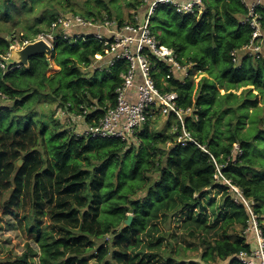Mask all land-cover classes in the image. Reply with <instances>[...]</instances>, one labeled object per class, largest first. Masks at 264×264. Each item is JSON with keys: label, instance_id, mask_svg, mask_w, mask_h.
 I'll list each match as a JSON object with an SVG mask.
<instances>
[{"label": "trees", "instance_id": "trees-1", "mask_svg": "<svg viewBox=\"0 0 264 264\" xmlns=\"http://www.w3.org/2000/svg\"><path fill=\"white\" fill-rule=\"evenodd\" d=\"M248 1L201 0L186 13L172 3L156 5L151 30L182 64L190 65L187 76L170 72L171 63L148 48L143 52L157 86L176 91L179 105L193 107L185 126L254 201L264 232V59L242 52L252 37V26L245 22ZM143 4L128 1L134 9ZM86 6V18H114L106 2L107 16L90 2ZM62 10L47 18L46 28L36 30L54 33L52 60L61 67L58 72L47 74L52 60L43 54L32 56L29 66L13 63L0 69V212L26 238V250L0 264H31L34 255L39 264H82L80 246L87 240L93 244L89 235L108 233L127 245L123 253L101 246L98 255L117 260L106 264H246L239 254L255 244L243 232L249 219L246 205L236 200L229 184L217 180L210 154L193 141L179 140L174 113L160 130L153 127L157 119H149L131 139L75 132L73 120L85 110L91 124L116 104L130 63L121 58L102 69L90 67L107 54L106 46L92 33L74 41L59 29L52 31V22L67 12ZM258 11L264 24V2ZM129 15L137 21L134 13ZM117 21L125 23L120 17ZM12 43L0 28V54L11 51ZM197 73L203 75L196 83ZM59 109L63 114L56 116ZM129 211L133 221L119 228ZM161 219L174 230L155 236ZM186 234L189 243L202 249L201 260L178 259L180 249L175 256L144 251L160 249L164 240L176 251Z\"/></svg>", "mask_w": 264, "mask_h": 264}, {"label": "built area", "instance_id": "built-area-1", "mask_svg": "<svg viewBox=\"0 0 264 264\" xmlns=\"http://www.w3.org/2000/svg\"><path fill=\"white\" fill-rule=\"evenodd\" d=\"M143 2L149 6L144 18L132 24L123 23L120 25L118 21L113 19L104 18L103 20H97L86 18L76 13L71 16H61L51 24L52 31L59 29L62 37L73 38L74 41L78 40V38H83L86 34H94L106 46L107 54L100 56L101 62L106 65L112 64L113 61L121 58H127L130 63L129 69L123 74L124 81L122 85L117 88L116 104L107 108L104 115L95 123L90 124L85 120L86 110L83 114L76 117L77 120H83L85 124L84 131L80 133L90 136L131 139L136 129L155 117L156 113H160L165 117L174 113L181 124L180 126L177 123L173 127L174 130H179V140L183 144L193 141L210 154L216 165L215 177L217 180L225 181L229 184L236 200H241L246 205L249 219L244 233L249 237H253L255 246L251 248L250 252H240L241 261L246 264H264V232L259 215L254 209V201L247 198L242 190L223 173L222 166L224 163L220 162L205 145L194 139L185 126V118L193 113V107L179 105L176 91H163L157 86L152 76L151 61L148 55L143 52L144 49L148 48L159 58L171 63L170 72L178 70L187 76L190 65L182 64L177 59L175 50L158 40L151 30L150 16L159 2L172 3L178 11L186 13L193 11L195 6L200 5L201 0H143ZM263 2L264 0L246 2L248 13L245 17V22L252 26V37L249 43L244 45L242 52L255 59H264V24L261 19L262 15L258 11V7ZM71 28H76L75 30L81 31L82 34H73L71 36ZM91 29L95 30L91 31ZM39 37L46 38L54 46L53 32L42 33ZM27 41L29 40L27 39ZM232 54L234 55V60L239 61V51L234 50ZM10 55L11 51L6 54H0V69H8L9 63L7 59ZM168 77H170V74H168ZM237 149L240 152L239 146H237Z\"/></svg>", "mask_w": 264, "mask_h": 264}, {"label": "rangeland", "instance_id": "rangeland-1", "mask_svg": "<svg viewBox=\"0 0 264 264\" xmlns=\"http://www.w3.org/2000/svg\"><path fill=\"white\" fill-rule=\"evenodd\" d=\"M106 3L109 4L111 7L112 13H113V20L117 21V17L123 18L125 20V23H136L138 20L140 21L145 16V12L143 13L142 9L147 6L143 4V8L140 9H134L128 5V1L126 0H112V1H106ZM100 0H0V28L2 30V33L7 36L9 39H12V47L13 48H19L22 47V45L27 41V39H22V34L27 33L30 36H35V38H38L42 33H37L38 28H46L47 27V18H49L55 11L58 12L60 10L67 11L65 13L61 14L62 16H71L75 13L77 15L85 17L84 13H87V6L86 3L90 2V4L96 6L97 9L101 10L104 14V16H107L105 9V2ZM5 3L10 6L9 11L7 10ZM12 3V4H10ZM140 7V6H139ZM142 7V6H141ZM146 9V8H145ZM75 10V11H74ZM142 12V13H141ZM10 13V16H7ZM130 13H134L137 21H133L130 19ZM84 14V15H83ZM134 16V17H135ZM140 19H139V17ZM61 17V16H60ZM105 18V17H104ZM76 28H71V36L73 34H82L81 31L75 30ZM87 30V29H84ZM95 29H91V31H94ZM73 40V38H71ZM101 57H98L92 64V68H105L106 65L104 62H101ZM101 62V63H100ZM61 69V67L52 60L51 68L47 71L48 75L54 74L58 72ZM203 73H197L194 78L196 83L199 82L200 78L202 77ZM241 90V89H240ZM263 100V96L260 97ZM1 103V101H0ZM262 103V102H261ZM63 109H59L56 112V116H61L63 114ZM73 116V115H72ZM71 116V117H72ZM155 122V128L162 129V124L166 121V117L162 115H155L153 117ZM73 123L76 124V130L75 132H83L85 129V124L83 120H73ZM73 126L71 125L70 128ZM21 165L23 164V159H21ZM20 161V160H19ZM18 161V163H19ZM20 165V166H21ZM128 213L133 215V212L129 211ZM134 218V217H133ZM264 222V216L262 218ZM49 221V220H48ZM133 221V220H132ZM158 230H153V234L155 236L160 234H165L167 232H172L174 230V226H170L169 224H166L164 220H156ZM9 223H13V226ZM166 224V225H165ZM17 225L14 223L13 220L10 222V217L7 215H4L2 212H0V260L2 258H6V256L12 255V254H21L26 250V238L20 234L19 230L15 228ZM53 226V225H52ZM127 226L125 222L121 224L119 228H123ZM240 228V226H238ZM179 232H182L183 230H178ZM89 235V233H88ZM114 234L108 233L106 235H101L100 237H96L94 235H89L90 238L93 241V244L90 243L89 240L84 245H81V252L79 254L80 259H84L82 261V264H106V262H116L117 260L112 256H104L102 258L101 255H98L97 250L103 246L108 249H114L119 250L121 253L124 252L125 246L127 245L126 242L119 243L114 239ZM143 237H146V234L143 235ZM189 235L186 234L185 237H180L179 242L180 244L177 246L176 251H173V248L171 245L167 243L166 240H164L163 245L161 248H146L144 250L146 253H154L159 252L161 255L166 254L167 256L172 255L175 256L177 250L180 249V253L177 256L180 260L189 261L190 260H201V248L197 247V244L194 242L189 243L188 241ZM40 253V252H39ZM38 253V254H39ZM38 257V256H37ZM34 255L31 264H39L38 259ZM68 258V256H67ZM79 259V260H80ZM160 262V259H159ZM81 264V263H79ZM218 264H227V261H219Z\"/></svg>", "mask_w": 264, "mask_h": 264}, {"label": "water", "instance_id": "water-1", "mask_svg": "<svg viewBox=\"0 0 264 264\" xmlns=\"http://www.w3.org/2000/svg\"><path fill=\"white\" fill-rule=\"evenodd\" d=\"M54 46L44 37H38L33 40H29L19 48L11 49V55L7 59L9 64L20 63L25 66L30 65V58L35 55L43 54L51 62ZM22 160L19 161V164ZM133 220V215L129 214L125 220L126 225H130Z\"/></svg>", "mask_w": 264, "mask_h": 264}, {"label": "clouds", "instance_id": "clouds-1", "mask_svg": "<svg viewBox=\"0 0 264 264\" xmlns=\"http://www.w3.org/2000/svg\"><path fill=\"white\" fill-rule=\"evenodd\" d=\"M239 153H241V151H240ZM243 232H244V231H243ZM245 234H246V233H245ZM246 235H247V234H246ZM248 237H249V236H248ZM254 246H255V244H254ZM254 246H253V247H254ZM253 247H252V248H253Z\"/></svg>", "mask_w": 264, "mask_h": 264}, {"label": "crops", "instance_id": "crops-1", "mask_svg": "<svg viewBox=\"0 0 264 264\" xmlns=\"http://www.w3.org/2000/svg\"><path fill=\"white\" fill-rule=\"evenodd\" d=\"M132 92H134V91H132Z\"/></svg>", "mask_w": 264, "mask_h": 264}]
</instances>
